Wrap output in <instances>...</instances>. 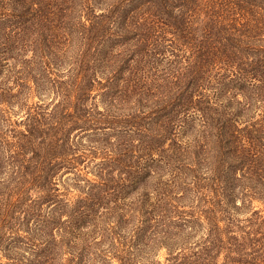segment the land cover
Masks as SVG:
<instances>
[{
	"label": "trees",
	"instance_id": "16d2710c",
	"mask_svg": "<svg viewBox=\"0 0 264 264\" xmlns=\"http://www.w3.org/2000/svg\"><path fill=\"white\" fill-rule=\"evenodd\" d=\"M237 186L264 205V0H0V264H264Z\"/></svg>",
	"mask_w": 264,
	"mask_h": 264
},
{
	"label": "rangeland",
	"instance_id": "374dc122",
	"mask_svg": "<svg viewBox=\"0 0 264 264\" xmlns=\"http://www.w3.org/2000/svg\"><path fill=\"white\" fill-rule=\"evenodd\" d=\"M166 54H168V53L166 52ZM154 66L157 68L158 71L160 70L159 64L158 65L155 64ZM152 70H154V69H152ZM224 72L229 73L227 71H224ZM158 74H160V72H158ZM210 81H212V79H210ZM214 90H217L215 85H213L212 87H207L206 92H208V91H211V92L213 91L214 92ZM238 95L239 94L236 95L237 99H238V97L240 98V96H238ZM32 100L35 102V101L38 100V98L37 97H33ZM99 106H100V108L102 107L101 105H99ZM20 115H21V113L19 111H17L16 113L13 114L12 119H14L15 117L17 118ZM82 167H80V168H82ZM90 167H91V165H88L87 169L82 168L80 170L81 171L80 174L81 175L86 174L87 177H91V173H89ZM76 176H77L76 174L67 173V174L60 175L59 178H58L60 187L62 189L69 190L71 195L76 194V192H77L76 188H75L77 182L79 184L82 183V182L78 181V178ZM228 193L234 194V196H233L234 206L232 207V205H230L228 207L229 208L228 212H229V214L231 216H233L238 221H240L241 219H243L246 216H248L251 213V210H259L261 212V214L264 216V205L260 201L252 200L250 203L246 202V205L245 204H241V202L239 201V197L241 196L242 193L240 191V188L238 189V186L235 189L231 190V192L226 191V194H228ZM206 194L208 195L209 192L206 191ZM233 203H231V204H233ZM226 217H227V215H226ZM164 252H165L164 250H160L159 251L158 257H159L160 260H163Z\"/></svg>",
	"mask_w": 264,
	"mask_h": 264
}]
</instances>
